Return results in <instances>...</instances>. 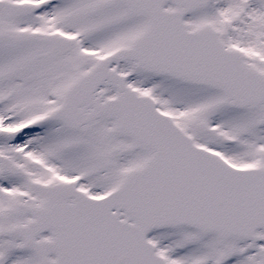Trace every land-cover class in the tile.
Here are the masks:
<instances>
[{
	"label": "snow or ice",
	"instance_id": "1",
	"mask_svg": "<svg viewBox=\"0 0 264 264\" xmlns=\"http://www.w3.org/2000/svg\"><path fill=\"white\" fill-rule=\"evenodd\" d=\"M0 264H264V0H0Z\"/></svg>",
	"mask_w": 264,
	"mask_h": 264
}]
</instances>
